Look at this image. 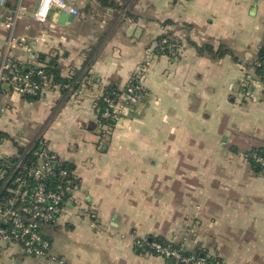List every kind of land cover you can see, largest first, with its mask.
Segmentation results:
<instances>
[{
  "label": "crops",
  "instance_id": "0c3cea01",
  "mask_svg": "<svg viewBox=\"0 0 264 264\" xmlns=\"http://www.w3.org/2000/svg\"><path fill=\"white\" fill-rule=\"evenodd\" d=\"M15 1L0 16V63ZM39 1L23 4L33 12ZM74 3L80 15L64 22L61 13L44 23L20 19L10 56L18 71L53 62L64 78L83 75L81 92L59 87L31 100L0 88V154L43 135L79 177L75 195L85 205H67L48 229L52 255L65 264H169L138 253L135 241L159 235L181 243L188 229L191 248L204 246L224 264H264V173L247 159L264 146V83L256 71L264 0ZM163 34L179 40L178 57L157 51ZM206 44L224 45L239 60L200 54L196 45ZM135 73L150 98L126 107L107 134L96 102L106 87L124 91ZM0 264L62 263L0 239Z\"/></svg>",
  "mask_w": 264,
  "mask_h": 264
},
{
  "label": "built area",
  "instance_id": "2783aa9c",
  "mask_svg": "<svg viewBox=\"0 0 264 264\" xmlns=\"http://www.w3.org/2000/svg\"><path fill=\"white\" fill-rule=\"evenodd\" d=\"M6 1L0 0L1 17L5 13ZM63 12L80 15V9L74 0H40L33 12H29L23 0L15 1L13 11L5 21L9 36L0 63V88L7 84L14 92L24 96H41L59 87L66 88L71 94L81 92V80L79 87L71 83L56 82L53 75L45 72V65L38 66L37 71H18L10 56L11 49L18 45L14 30L20 19L30 15L32 19L44 23L51 14ZM168 50L169 55L175 58L180 53L175 44H170ZM33 72H36V78ZM147 93L143 77L140 73H135L117 100H107L111 110L108 108L103 116L119 119L131 101H140ZM3 111L4 108L0 105V112ZM19 147L15 154H0V239L18 245L25 255L49 258L65 264L64 259L52 255L51 241L42 229L45 225H54L67 205L84 204V201L75 195L80 187L79 177L75 171L70 172L61 167V162L50 150L43 135L23 146V152L19 151ZM28 155H31V160L26 159ZM256 159L264 166V157ZM58 180L61 184L56 189L48 186L49 181L54 183ZM147 238L141 237L135 241L136 249H141L142 253L152 254L153 251L166 259L176 258V263L183 261L185 264H224L220 261L196 259L194 256L182 257L180 251L157 242H148ZM181 248L184 247L181 245Z\"/></svg>",
  "mask_w": 264,
  "mask_h": 264
},
{
  "label": "trees",
  "instance_id": "16d2710c",
  "mask_svg": "<svg viewBox=\"0 0 264 264\" xmlns=\"http://www.w3.org/2000/svg\"><path fill=\"white\" fill-rule=\"evenodd\" d=\"M163 40H166V41L163 42ZM176 42L177 41L174 40V38L172 37V34H170V35L169 34H163L160 36V38L158 40L157 51L159 53L169 55L168 46L170 44L176 45ZM196 47H197L198 52L200 54H208V55L212 56L213 58H220L226 54H231V55H233V57L235 59L239 60L238 57L234 54V52L224 45H221L217 49H215L214 46L210 45V44H206L203 46L196 45ZM88 60L86 61V63L89 62ZM32 69H34V71H37L38 68L34 67V68L25 69L24 72L30 71ZM44 70L47 74L53 75L56 82H59L61 84H66V83L75 84V87H79V81L83 77V75L77 76L78 75L77 74L75 76H72L71 78H64L61 76V71L55 67V64L53 62L48 63V66H45ZM89 71H90V68H89V65H87L86 69L84 71L86 74L85 73L84 74L88 75ZM256 71L258 73L260 80H262V82L264 83V44L261 46V48L259 50V58H258V63L256 65ZM33 75L36 78V72H33ZM62 89L64 91H67L66 88H62ZM121 93L122 92L117 91L114 87H106L104 96H101L96 102L94 109H95V113L97 116V122H98V124L101 125V128L103 127L102 130H104V131L111 126H115V124L118 120V119H114L112 117L103 116L104 112L109 108V103L107 100H117ZM25 97L27 99L36 100V99H38L39 96L38 95H34V96L25 95ZM149 98H150V94L147 93V95H145V97L142 100L131 101L127 107L129 108V107H131L137 103H145L149 100ZM133 107L136 108L135 105ZM0 137L1 138L3 137L1 133H0ZM19 151L23 152L24 147L20 146ZM257 157H264V146L254 148L250 152L247 153V159L252 164L253 168L259 173H264V166L261 165L257 161V159H256ZM26 159L31 160V155L26 156ZM61 167L68 169L70 172L74 171V167L69 163L61 162ZM59 184H61V181H59V180L54 181V183L51 181L48 182V186L50 188L53 187L54 189H56ZM46 226H53V225H45L42 229V230L46 231L45 232L46 237H48L51 241V237L48 234V230L45 229ZM147 239H148V242H157V243H160L162 246H168L172 249H176V250L180 251V255L182 257L194 256L196 259H205L206 261H220L221 263H224L222 258H220L218 256L208 255V252L205 249L201 248L200 246H198L194 249L188 250L185 248H181L180 244L172 243L171 241L167 240L163 236L149 235ZM51 244H52V242H51ZM137 251H138V253L142 254L141 249H137ZM151 252H152V254L157 255L155 252H153V251H151ZM166 260L169 264H185V263H183V261L176 263V258H173V257L167 258Z\"/></svg>",
  "mask_w": 264,
  "mask_h": 264
},
{
  "label": "rangeland",
  "instance_id": "374dc122",
  "mask_svg": "<svg viewBox=\"0 0 264 264\" xmlns=\"http://www.w3.org/2000/svg\"><path fill=\"white\" fill-rule=\"evenodd\" d=\"M179 40H177V42H176V45L178 46V48H179ZM149 93V92H148ZM0 114H1V112H0ZM114 130V126H111L110 128H108V132H107V134L109 133V132H112ZM3 139V137L0 139V141ZM83 205H85V204H83ZM87 213L89 214V215H92V218H91V220L93 221V222H95V223H98V214L95 212V209L94 208H92V207H90L89 208V210L87 211ZM50 227L51 226H46L45 227V229L46 230H48V229H50ZM183 234H186L187 235V237H186V235L184 236L185 238H181V239H179V241H177V242H181V243H177V244H180V245H182L185 249H188V250H190V249H192V248H194V247H190L189 246V244H190V240H189V237H190V235L192 234V232L191 231H189L188 229H186L185 231H183L182 232ZM144 237H146V236H144ZM172 243H176V242H173V241H171ZM191 245H193V244H191ZM204 246H201V248H203ZM204 249V248H203ZM166 259V258H165Z\"/></svg>",
  "mask_w": 264,
  "mask_h": 264
},
{
  "label": "water",
  "instance_id": "95a60500",
  "mask_svg": "<svg viewBox=\"0 0 264 264\" xmlns=\"http://www.w3.org/2000/svg\"><path fill=\"white\" fill-rule=\"evenodd\" d=\"M74 18V15L73 14H67L65 12L61 13V18H60V22H64L66 21L67 19L70 20V19H73Z\"/></svg>",
  "mask_w": 264,
  "mask_h": 264
}]
</instances>
